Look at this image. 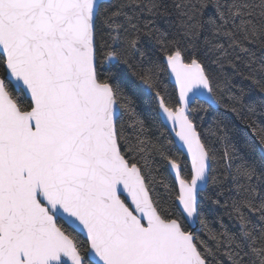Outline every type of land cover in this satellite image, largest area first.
Masks as SVG:
<instances>
[{
	"label": "snow or ice",
	"instance_id": "1",
	"mask_svg": "<svg viewBox=\"0 0 264 264\" xmlns=\"http://www.w3.org/2000/svg\"><path fill=\"white\" fill-rule=\"evenodd\" d=\"M0 264H264V0H0Z\"/></svg>",
	"mask_w": 264,
	"mask_h": 264
}]
</instances>
